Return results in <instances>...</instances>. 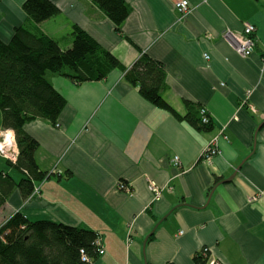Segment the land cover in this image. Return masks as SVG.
<instances>
[{"label": "crops", "instance_id": "1", "mask_svg": "<svg viewBox=\"0 0 264 264\" xmlns=\"http://www.w3.org/2000/svg\"><path fill=\"white\" fill-rule=\"evenodd\" d=\"M23 1L0 0L3 42L27 20ZM50 1L59 14L39 25L45 35L68 44L77 26L125 69L142 54L161 62L163 98L181 115L186 102L203 108L213 130L198 132L155 108L123 70L80 85L52 76L66 100L56 125L36 119L23 128L49 175L25 200L11 192L0 225L20 212L90 229L105 251L91 264H194L202 248L211 262L264 264V0H125L122 34L90 0ZM179 1L190 8L184 16ZM245 24L255 27L256 46L242 58L221 33ZM216 135L220 154L204 163L200 154ZM0 171L21 178L2 157ZM149 181L162 189L159 201Z\"/></svg>", "mask_w": 264, "mask_h": 264}, {"label": "trees", "instance_id": "2", "mask_svg": "<svg viewBox=\"0 0 264 264\" xmlns=\"http://www.w3.org/2000/svg\"><path fill=\"white\" fill-rule=\"evenodd\" d=\"M90 1L122 34V24L130 13L125 0ZM22 9L27 17L25 24L13 30L8 42L0 39V126L14 133L18 154L14 162L6 163L21 174L15 181L0 171V209L13 190L25 200L35 192V184L49 175L36 163L38 142L23 128L36 119L56 125L66 100L52 85V76L80 85L102 81L115 69L123 70L125 81L152 106L198 132L213 130L211 116L207 112L202 115L203 108L186 102V114L181 115L163 98L166 74L161 62L142 54L125 69L110 51L77 26H72L68 44L45 35L39 25L59 14L50 0H24ZM97 238L99 235L87 228L50 220L31 221L16 212L0 225V264H91L99 257L94 245ZM208 258L209 252L202 248L193 263L208 264Z\"/></svg>", "mask_w": 264, "mask_h": 264}, {"label": "built area", "instance_id": "3", "mask_svg": "<svg viewBox=\"0 0 264 264\" xmlns=\"http://www.w3.org/2000/svg\"><path fill=\"white\" fill-rule=\"evenodd\" d=\"M175 9L179 13V15L184 16L186 13L189 12L190 8L188 6V3L186 1H179L175 4ZM255 27L250 24H245L243 26V29L240 33H235L234 31H231L229 29H225L221 33V38L233 49V51L240 57L246 58L249 57L255 49L256 46V39L254 37ZM205 59H208V56H204ZM262 66L264 67V52L262 55ZM245 101L243 102V104ZM252 112H255L254 108H250ZM206 111H202V115ZM207 119H203V122H206ZM9 131H3L0 133V157L5 158L6 160L14 162L16 160L18 150L15 142V136L13 133L12 137H7ZM218 139L219 136H213L210 141L208 142L207 146L204 147L200 154V159L204 163L210 164L212 159L220 154V150L218 147ZM172 165L174 167H178L180 165L179 158L174 156L172 158ZM149 189L153 193V202L159 201L161 197V191L162 189L158 187L154 182L149 181ZM116 188L119 191H123L131 196L130 188L123 184L122 182H118L116 184ZM37 191V190H36ZM261 196V195H260ZM254 200V199H251ZM94 245L98 248V255L101 256L105 252L100 238H97L94 242ZM209 252V249L204 248V252ZM83 260H86L85 257H83ZM89 263L90 260H87ZM208 264H219L217 261L211 262L208 258Z\"/></svg>", "mask_w": 264, "mask_h": 264}, {"label": "water", "instance_id": "4", "mask_svg": "<svg viewBox=\"0 0 264 264\" xmlns=\"http://www.w3.org/2000/svg\"><path fill=\"white\" fill-rule=\"evenodd\" d=\"M238 170H239V168L236 169V171H238ZM234 176H235V175H233L232 177H230V178L227 179V180L222 181V183H229V182H231V181L233 180Z\"/></svg>", "mask_w": 264, "mask_h": 264}, {"label": "clouds", "instance_id": "5", "mask_svg": "<svg viewBox=\"0 0 264 264\" xmlns=\"http://www.w3.org/2000/svg\"><path fill=\"white\" fill-rule=\"evenodd\" d=\"M9 137H12L13 136V133L11 131L8 132L7 134Z\"/></svg>", "mask_w": 264, "mask_h": 264}, {"label": "rangeland", "instance_id": "6", "mask_svg": "<svg viewBox=\"0 0 264 264\" xmlns=\"http://www.w3.org/2000/svg\"><path fill=\"white\" fill-rule=\"evenodd\" d=\"M3 131H4V130H1V132H3ZM5 131H11V130H5ZM1 132H0V133H1ZM11 132H12V131H11ZM14 138H15V137H14ZM35 192H36V194H37V193H38V190L35 191ZM35 192H34V193H35Z\"/></svg>", "mask_w": 264, "mask_h": 264}, {"label": "bare ground", "instance_id": "7", "mask_svg": "<svg viewBox=\"0 0 264 264\" xmlns=\"http://www.w3.org/2000/svg\"><path fill=\"white\" fill-rule=\"evenodd\" d=\"M7 137H9V136H7Z\"/></svg>", "mask_w": 264, "mask_h": 264}]
</instances>
